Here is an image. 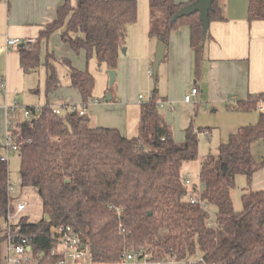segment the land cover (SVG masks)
I'll list each match as a JSON object with an SVG mask.
<instances>
[{"label":"trees","instance_id":"16d2710c","mask_svg":"<svg viewBox=\"0 0 264 264\" xmlns=\"http://www.w3.org/2000/svg\"><path fill=\"white\" fill-rule=\"evenodd\" d=\"M194 1L148 0L149 34L166 44L173 28L187 25L199 68L207 32L199 12L181 14ZM136 19V0H76L74 6L62 0L35 41L17 47L20 65L24 72L35 70L40 65V41L57 31L77 53L84 51L87 60L95 58L114 69L128 27ZM207 19H224L217 0H212ZM247 19L264 20V0H248ZM66 64L67 85L78 91L81 105L87 104L93 75ZM44 67L47 97L60 85L51 53ZM155 92L156 80L152 99L141 107L139 133L132 137L93 126L86 114L67 110L65 103L62 114L54 113L48 102L39 111L25 106L29 117L17 118L11 129L18 143L19 184L37 191L43 216L38 221L25 215L8 220L17 200L9 191L7 162L0 159V264L6 260L9 235L29 239L34 252L48 251L56 244L50 228L59 224L71 226L99 261H117L129 250L146 253L151 260L170 254L176 259L202 257V264H264V189L244 191L239 210L231 197L236 176L250 182L263 164L256 162L251 146L257 140L264 143V112L255 124L240 127L216 153L200 160L198 190L184 182L183 174V166L198 158L197 132L187 128L185 140L175 142L154 103ZM260 99L264 101L263 93L230 106L250 110ZM192 195L196 203L189 201Z\"/></svg>","mask_w":264,"mask_h":264},{"label":"crops","instance_id":"0c3cea01","mask_svg":"<svg viewBox=\"0 0 264 264\" xmlns=\"http://www.w3.org/2000/svg\"><path fill=\"white\" fill-rule=\"evenodd\" d=\"M146 1L148 5L147 18L145 19L143 15L141 21H138L137 18L136 21L128 27L126 45L124 47L125 51H120L116 60L114 70L116 71V77L119 83L125 78L127 81H132V83L136 81L137 84H142L146 78V72L154 60L155 48L152 50L150 40L153 36L149 34V2L148 0ZM174 1L176 3H182L189 0ZM227 1H229V5L225 12L226 0H217L221 7L224 19L212 20L209 22L205 31V33L207 32V37L205 40L204 57L199 68H196L195 66L194 52L190 45L189 27L187 25L178 26L173 28L168 35L165 55L167 49L169 52L166 60L167 63L165 64L164 72L166 73L164 77L165 79L170 80V84L166 88L164 86L157 88L156 86V92L153 94V99L155 104L156 102L163 100L165 103L163 109L167 107L165 109L169 110H167L169 118H171L170 112L175 111L173 101L180 100L182 96L184 98V96L190 92L192 87H196L197 89L195 101L196 99L198 101L197 97H199L200 100H204L209 104L218 103L224 105L227 102H234V100H246L251 95L259 93L264 94V20L248 21L247 0ZM61 3L62 0H6V7L5 5H2L3 10L0 11V95H2V98L0 97V109L4 115L3 124L5 138L9 125L14 126V121L17 118L22 119L23 112L21 114L19 110V103L16 101V95L18 94V90L20 92L23 89V85L27 79L26 76L30 72L23 71V68L20 65L18 48L16 46L7 45V39L32 38L35 41L40 30L44 28L47 22L54 18L55 8ZM71 4L74 6L76 0H71ZM157 41L159 40L157 39ZM163 59L165 60V56ZM92 63H94L96 68L98 67L100 70H103L106 79H108L107 70L109 68H106V66L101 63V65L98 66L99 62H97L95 58ZM148 71L150 72L152 70L149 68ZM67 86L68 85H66V87ZM109 94L110 98L108 100H105L106 94L104 95V100L106 102H110L114 99L113 95L111 93ZM7 95H11L14 98L12 101H16L15 104L12 105H17L16 110L12 113L11 117L6 114L5 107L11 106L6 103H10ZM79 98L81 103L82 99L80 95ZM156 98L158 99L156 100ZM151 99L152 95L148 101ZM4 101L5 104H3ZM93 101L96 102V100H92L91 102ZM182 101L187 104L184 99ZM46 102H48V100H46ZM60 103H65L67 106L76 104V102ZM142 104L143 102L139 99L138 95L136 102V106L138 105V119L133 115V118H136L135 123L138 133ZM61 105L63 106V104ZM25 106L34 105H32V103H26ZM65 107L63 106V108ZM86 110L87 104L85 114L87 113ZM259 113L260 110L258 113H250L249 116L243 117L249 122L248 125L255 124L258 121ZM9 119L11 120V124L8 123ZM89 120L93 126L115 128L122 135L127 137L138 135V133H135L136 130L132 128L133 120L131 121V124L127 121L124 126L122 123L94 124L90 117ZM165 121L169 126L174 139L173 131L171 129L172 127L170 125L173 121ZM240 127H238L237 130ZM174 141L181 143L175 139ZM4 142L0 143L1 155H4V152H6ZM223 142L224 141L221 143ZM253 144L251 146V151ZM217 148L209 153H216ZM6 156V162L8 164V155ZM199 164L200 161L198 163V175ZM10 185L12 184L10 183ZM253 191H255V189H253Z\"/></svg>","mask_w":264,"mask_h":264},{"label":"rangeland","instance_id":"374dc122","mask_svg":"<svg viewBox=\"0 0 264 264\" xmlns=\"http://www.w3.org/2000/svg\"><path fill=\"white\" fill-rule=\"evenodd\" d=\"M248 1V0H247ZM246 1V3H248ZM2 5L6 7V0H0V11L3 10ZM229 5V1L226 0L225 12ZM137 18L138 21L147 18L148 5L146 0H137ZM151 47L154 50L157 44V37H151ZM151 50V52H152ZM168 49L166 51L165 60L163 59L157 69L155 77L152 75L151 64L146 72V78L141 83L134 81H127L125 78L121 83L115 78L113 85L109 86L108 79L103 70L94 66L93 59L87 60L85 52H76L71 48L69 43L60 39L59 32H54L46 40L40 41V65L27 74V79L23 85V89L16 95V101L19 103V110L22 114L25 109V104L32 103L35 107H42L45 105L46 100L51 106L61 105L60 102H76L70 106H75L77 109L81 108L79 94L75 89L66 87L68 84V71L69 62L77 69H87L94 77V87L92 91V99L87 102L86 115L90 117L92 123L105 124V123H122L124 126L127 121H132V128L138 133L135 119H138V105L136 106L138 95L145 96L142 102H146L151 98L152 90L154 88V80H156V86L168 87L170 80L165 79L164 72L165 64L168 58ZM48 53L52 54L53 62L56 66L57 75L59 77L60 85L51 92L47 97L45 96V72L44 63ZM92 59V60H91ZM156 78V79H155ZM194 80V77H193ZM36 91V92H35ZM35 92V93H34ZM111 93L114 97L110 102L104 100V95ZM12 94V93H11ZM2 98V95H0ZM10 103L7 105L15 104V100L11 95H7ZM198 98V101L183 103V96L180 100L173 101L175 111L169 113L163 107H158V111L162 113L165 120L173 121L171 129L173 131L174 139L176 141L183 142L185 140L184 130L190 128L198 133V158L194 161L187 162L183 166V174L188 175L192 182H199L198 175V163L199 159L209 152H213L219 146L222 141H226L231 133L237 130L242 125H248L249 122L244 119L243 116H249L250 113H258V108L245 110L231 107L234 102H227L222 104H209L206 101H202ZM158 98H156L157 100ZM96 100V102H91ZM12 101V102H11ZM5 104V101L4 103ZM2 104V105H3ZM71 104V103H70ZM95 104V105H92ZM258 110V111H257ZM133 115L136 118H133ZM4 115L0 109V143L4 142L5 130H4ZM223 142V143H224ZM252 152L256 162L260 165L259 168L252 174L250 182H247L243 175H237L235 179V186L231 190V197L233 207L236 210L241 209V195L244 191L250 189L263 190L264 189V161L262 162V156L264 155V144L262 141L257 140L254 142ZM4 155H8V169L9 179L13 186L12 196L16 202L26 201V208L18 214L12 221L15 222L21 215L28 216L29 221H38L41 219L42 207L41 199L37 191L32 187L22 188L18 183L19 178V156L17 151L6 149ZM263 169V170H262ZM186 170V173H185ZM5 224V222H4ZM5 264V261H3Z\"/></svg>","mask_w":264,"mask_h":264},{"label":"built area","instance_id":"2783aa9c","mask_svg":"<svg viewBox=\"0 0 264 264\" xmlns=\"http://www.w3.org/2000/svg\"><path fill=\"white\" fill-rule=\"evenodd\" d=\"M34 42L32 38L20 39V38H8L7 45L16 46L30 45ZM151 72V71H150ZM197 89L192 87L190 92L184 96L186 102H194ZM145 97L139 95V99L142 100ZM163 100L156 102L158 107L164 106ZM171 106V105H170ZM17 105L6 106V114L11 117L12 113L16 110ZM52 111L56 114L63 113V106L56 105L51 106ZM257 108L264 112V103L260 99L257 103ZM67 110H78L80 115L85 114L86 104L81 105V108L77 109L75 106H67ZM39 111V108H36ZM30 112L27 109L23 110V117H29ZM11 124V120H8ZM12 125H9L6 134L4 146L6 149L17 151L18 143L15 137L11 134ZM0 159L6 161V155H0ZM200 179V178H199ZM184 182L187 185H196L198 190L201 189L202 183L192 182L188 175L185 176ZM9 191L13 192V186H9ZM197 196L192 195L189 197L191 203H196ZM27 206L26 201L16 202L15 210L8 215V220L11 221L18 214H20ZM10 224V222H9ZM50 232L55 239V245L48 251L38 250L34 252L30 246V240L26 237H19L17 240L13 236H8L5 247V264H202L204 260L202 257L197 259H176L170 254H166L165 258L158 260L149 259V255L142 253L141 251H125L123 255L117 261H99L95 260L91 249L82 242L80 236L69 225H54L51 226ZM214 264V263H210Z\"/></svg>","mask_w":264,"mask_h":264},{"label":"water","instance_id":"95a60500","mask_svg":"<svg viewBox=\"0 0 264 264\" xmlns=\"http://www.w3.org/2000/svg\"><path fill=\"white\" fill-rule=\"evenodd\" d=\"M212 0H195L193 3L189 4L185 8L181 10V14H192L194 12H199V16L202 21V27L203 31L205 33L206 28L209 24V21L207 19V11L208 8L211 4ZM165 49H166V44L163 43L162 41H158L155 47V53H154V60L151 65V70H152V75L155 77L158 69L159 63L163 60L164 55H165ZM125 51V48H123V52ZM101 64L98 63V66ZM107 75H108V83L109 86H111L115 80L116 76V71L114 69H108L107 70ZM110 98V94L107 93L105 100H108ZM45 219H48V215L44 216Z\"/></svg>","mask_w":264,"mask_h":264}]
</instances>
